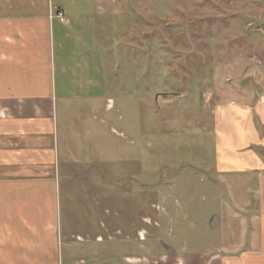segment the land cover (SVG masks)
Returning <instances> with one entry per match:
<instances>
[{
    "label": "rangeland",
    "instance_id": "obj_1",
    "mask_svg": "<svg viewBox=\"0 0 264 264\" xmlns=\"http://www.w3.org/2000/svg\"><path fill=\"white\" fill-rule=\"evenodd\" d=\"M133 3L140 16H130L129 40L121 42L129 56L114 55L113 89L96 95L99 106L106 96L114 105L98 114L89 164L96 171L112 166L108 180L115 200L107 216L104 201L78 213V207L61 205L64 242L79 255L102 246L136 251L140 242L147 256L180 251L199 254L201 261L215 252L235 256L225 252L247 248L251 212L235 205L248 198L235 186L230 196L214 170L219 141L225 146L228 141L214 139L211 121L220 105L245 100L252 107L264 94V0ZM257 127L262 135L261 122ZM103 146H109L107 163ZM239 148L253 151L256 145ZM99 231L100 244L92 237Z\"/></svg>",
    "mask_w": 264,
    "mask_h": 264
},
{
    "label": "crops",
    "instance_id": "obj_2",
    "mask_svg": "<svg viewBox=\"0 0 264 264\" xmlns=\"http://www.w3.org/2000/svg\"><path fill=\"white\" fill-rule=\"evenodd\" d=\"M133 4L0 0V264H264V94L252 107L245 100L220 105L211 121L214 139L228 141L226 146L219 141L214 170L230 196L235 186L248 198L234 202L251 212L247 248L225 252L236 253L225 258L215 252L201 261L199 254L182 251L147 256L140 242L136 251L102 246L79 255L64 242L61 205L78 207V213L104 201L107 216L115 200L108 180L112 166L108 170L102 164L96 171L89 164L96 152L92 132L98 114L114 105L106 96L99 106L96 95L102 98L113 89L114 55L129 56L121 42L129 40L130 16H140ZM55 9L63 12L65 23L53 16ZM133 45L140 47V41ZM99 123L114 133L111 122ZM250 143L256 145L253 151L240 152ZM108 147L100 149L104 163ZM102 234L93 232L96 243Z\"/></svg>",
    "mask_w": 264,
    "mask_h": 264
},
{
    "label": "built area",
    "instance_id": "obj_3",
    "mask_svg": "<svg viewBox=\"0 0 264 264\" xmlns=\"http://www.w3.org/2000/svg\"><path fill=\"white\" fill-rule=\"evenodd\" d=\"M53 16L56 17L59 21L64 22L66 20L63 12L59 9L53 11Z\"/></svg>",
    "mask_w": 264,
    "mask_h": 264
}]
</instances>
